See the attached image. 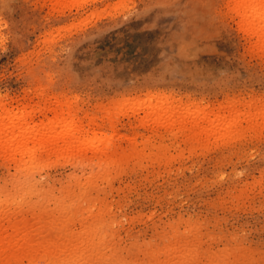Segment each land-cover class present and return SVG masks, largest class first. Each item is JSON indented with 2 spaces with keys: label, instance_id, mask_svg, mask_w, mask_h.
I'll list each match as a JSON object with an SVG mask.
<instances>
[{
  "label": "rangeland",
  "instance_id": "374dc122",
  "mask_svg": "<svg viewBox=\"0 0 264 264\" xmlns=\"http://www.w3.org/2000/svg\"><path fill=\"white\" fill-rule=\"evenodd\" d=\"M234 10L0 0V113L112 143L0 145V264H264V42Z\"/></svg>",
  "mask_w": 264,
  "mask_h": 264
},
{
  "label": "bare ground",
  "instance_id": "6f19581e",
  "mask_svg": "<svg viewBox=\"0 0 264 264\" xmlns=\"http://www.w3.org/2000/svg\"><path fill=\"white\" fill-rule=\"evenodd\" d=\"M229 1H230L231 5H233V7H234V9H235L234 11H237V13L240 15V18L242 17V19L244 18L247 20V22L246 21L245 22H246L248 29L250 31H252V33L250 32L251 35L252 36L255 35V38L257 37V39H259L260 41L263 40V42H264V0H229ZM238 14H236V16H238ZM245 22H243V23H245ZM244 28L245 27H243V29ZM165 104L163 103L161 105L162 109H163V106ZM160 105H158V107ZM65 110L66 109L64 108L63 112H61L59 114L55 113L57 116H54L53 117L54 119H52V120L50 119L49 122L40 123V125L42 124L41 127L43 126L42 128H40V130H35L36 127L34 125L33 126L35 128L34 127H32V129L30 128L31 125L28 122V118L32 117V116L30 117L31 114L28 115L29 117L27 115H21L19 118H15L14 116H12V114H10L8 112L0 113V145L2 147H6V148L10 147V150H11V148L14 149V154L15 153H17V154L21 153L22 155L26 154V152L27 153H30V152L33 153L34 148L37 147L36 145H38L39 147L52 148L54 150L55 154L62 155V156L66 155L70 152H74V151L79 152L80 150H85L86 148H84V146H86V145H90V146H87V147H90V148L86 149L87 152L90 149L91 151L90 150L89 151L92 153H93V151L96 153L99 152L102 154L109 153L108 151H109L112 143H111L110 139L108 138V136H106L103 139L98 138V137L88 136L91 132L93 133L94 130L83 131V129H82L83 127H75V124H74V122H72V120L66 121L67 119L73 118V115H72L71 111H69V110L65 111ZM159 110H161V108ZM159 110H158V112L160 114L161 112ZM163 110H165V109H163ZM158 112L156 110L155 113H157L156 115L159 116ZM163 112L164 111H162V113ZM166 112H168V111H166ZM198 112H200V111H198ZM198 112H197V116L199 118L200 114ZM162 113L160 115H163V117H164L165 114L164 113L162 114ZM201 113H202V111H201ZM166 114H169V113H166ZM175 115H173V116L175 117ZM259 116L264 121V112L261 113ZM163 117H162V119H163ZM174 117H173V119H174ZM178 117H180V116H178ZM217 117H215V119L213 118L212 120L209 119L210 120V122H208V124L210 123V125L208 126L209 130L205 128L206 130L214 133V136H215L216 132L220 131V129H219V131H217L218 130L217 125L220 123L221 120H219V117L217 119ZM165 118H167V117H165ZM62 119H65V122H64L63 126L61 127V129H58V125L60 124ZM171 119L172 118H170V120ZM200 119H202V118H200ZM217 122H218V124H217ZM228 122H230V120ZM228 122H227V125L229 124ZM230 124H231V122H230ZM228 127H229V125H228ZM226 128H225V130L229 131ZM226 132H225V134H226ZM221 133H220V136L222 135ZM217 134L218 133H216V136L219 135V134L218 135ZM225 134H223L224 137L226 136ZM230 134L231 133H229V135ZM223 136H221V137L223 138ZM219 139H220V137H219ZM111 140H112V138H111ZM98 143L103 144V146L99 147L101 144H98ZM113 145H112V147H113ZM8 150H9V148H8ZM15 150H16V152H15ZM86 150H85V152H86ZM12 152H13V150H12ZM23 152H25V153H23ZM81 153H83V151H81ZM66 157H68V156H66Z\"/></svg>",
  "mask_w": 264,
  "mask_h": 264
}]
</instances>
